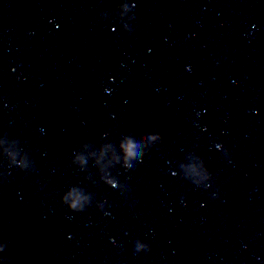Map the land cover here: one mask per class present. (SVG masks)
<instances>
[{"label": "water", "instance_id": "obj_1", "mask_svg": "<svg viewBox=\"0 0 264 264\" xmlns=\"http://www.w3.org/2000/svg\"><path fill=\"white\" fill-rule=\"evenodd\" d=\"M0 264H264V0H0Z\"/></svg>", "mask_w": 264, "mask_h": 264}, {"label": "clouds", "instance_id": "obj_2", "mask_svg": "<svg viewBox=\"0 0 264 264\" xmlns=\"http://www.w3.org/2000/svg\"><path fill=\"white\" fill-rule=\"evenodd\" d=\"M127 159L129 161L134 160L135 159V145H132L130 142V146L128 151L125 153ZM132 165L129 163V167H131ZM80 211H83V209H79ZM72 211H76V210H72ZM138 251V249H136Z\"/></svg>", "mask_w": 264, "mask_h": 264}]
</instances>
